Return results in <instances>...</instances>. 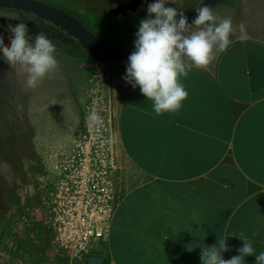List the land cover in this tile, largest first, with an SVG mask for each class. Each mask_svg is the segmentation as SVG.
<instances>
[{"label":"crops","instance_id":"obj_1","mask_svg":"<svg viewBox=\"0 0 264 264\" xmlns=\"http://www.w3.org/2000/svg\"><path fill=\"white\" fill-rule=\"evenodd\" d=\"M212 10L232 20L231 44L182 78L189 95L179 114L156 116L152 102L123 79L127 62L110 64L103 79L115 110L117 167L110 236L92 254L103 264H202V248L225 237L227 260L239 255L241 233L256 254L264 252V0H225ZM2 18H10L0 11L8 45ZM70 53L56 47L57 71L30 89L25 70L0 52V153L7 156L27 135L40 186L51 193L81 137L96 84L94 60ZM4 170L16 175L9 165ZM24 238L35 248L19 245L13 264L88 262L58 250L52 238Z\"/></svg>","mask_w":264,"mask_h":264},{"label":"clouds","instance_id":"obj_2","mask_svg":"<svg viewBox=\"0 0 264 264\" xmlns=\"http://www.w3.org/2000/svg\"><path fill=\"white\" fill-rule=\"evenodd\" d=\"M169 4L182 7V0H155L147 5L148 15L139 23L135 50L128 56L123 77L152 102L156 116L179 114L189 95L182 78L187 77L193 67L206 68L218 52L229 47L234 33L232 20L218 18L209 4L195 9L191 23L182 10L166 6ZM239 31V39L245 41L248 37L243 23L239 25ZM10 32L8 45L0 36L3 59L11 67H22L27 74L26 86L35 89L59 67L56 45L44 33H37L34 43H30L25 23L10 28ZM101 119L95 109L85 117L89 126L98 125ZM258 235V232L252 233L253 237ZM238 237L243 241V246L237 249L239 255L224 259L222 253L229 251L228 237L219 238L218 244L202 248V264H245V258L249 256L255 257L256 264H264V252L256 254L252 241L243 233Z\"/></svg>","mask_w":264,"mask_h":264},{"label":"built area","instance_id":"obj_3","mask_svg":"<svg viewBox=\"0 0 264 264\" xmlns=\"http://www.w3.org/2000/svg\"><path fill=\"white\" fill-rule=\"evenodd\" d=\"M110 64L94 60L96 81L89 111L102 119L84 125L63 176L46 202L52 239L72 258L90 257L108 241L116 202L115 110L102 82Z\"/></svg>","mask_w":264,"mask_h":264},{"label":"rangeland","instance_id":"obj_4","mask_svg":"<svg viewBox=\"0 0 264 264\" xmlns=\"http://www.w3.org/2000/svg\"><path fill=\"white\" fill-rule=\"evenodd\" d=\"M39 1L75 16L85 27L106 42L123 49H134L136 32L141 20L131 17L117 18L110 14V9L114 7V0ZM202 1L204 0H182V7L180 4L166 6L177 7L186 13ZM1 12L10 20L25 23L28 26L29 35L44 33L56 47L66 50L67 47L63 45V41L68 36L65 32L47 23L34 22L30 25L27 16L18 12ZM50 36L56 39L61 38L62 41L58 42ZM75 44L77 45L76 42ZM28 143V139H23L20 145L9 147L7 156L0 153V202L8 203L12 208L11 214L0 221V264H13V251L18 250L19 245L25 249L35 248V243L29 247L27 241H24V237L30 234L42 235L51 244L50 211L46 202L52 193L51 190L48 191L40 186L41 166L31 161L33 150ZM8 165L16 171L15 176L6 174L4 167ZM58 181L59 179L56 183Z\"/></svg>","mask_w":264,"mask_h":264},{"label":"water","instance_id":"obj_5","mask_svg":"<svg viewBox=\"0 0 264 264\" xmlns=\"http://www.w3.org/2000/svg\"><path fill=\"white\" fill-rule=\"evenodd\" d=\"M141 1L132 0L131 3L121 4L109 12L116 16L119 14L125 15L128 10H134ZM223 1L225 0H204L184 15L188 18V22L191 23L195 18V9L197 7L202 6V4H209L214 9ZM0 9L32 14L45 22L51 23L54 27L65 32L69 37L77 40L87 55L97 62L106 64L127 62L128 56L135 50L123 49L106 42L72 15L39 0H0ZM87 264H103V258L92 255L88 258Z\"/></svg>","mask_w":264,"mask_h":264},{"label":"trees","instance_id":"obj_6","mask_svg":"<svg viewBox=\"0 0 264 264\" xmlns=\"http://www.w3.org/2000/svg\"><path fill=\"white\" fill-rule=\"evenodd\" d=\"M114 2V1H113ZM0 11H14V12H18V13H21V14H24L27 16L28 18V22H30V25L34 24V22H40V23H47V24H50L52 25L51 23H48V22H45L41 19H39L38 17L32 15V14H27V13H24V12H20V11H15V10H5V9H0ZM188 12V11H187ZM67 13V12H66ZM69 14V13H68ZM185 14V13H184ZM71 15V14H69ZM33 16V17H32ZM73 16V15H72ZM31 17V19H29ZM75 17V16H73ZM147 18V17H145ZM77 19V18H76ZM78 20V19H77ZM80 21V20H79ZM2 22L3 24L8 27V28H12V27H15L17 24L16 21L14 20H10L8 18H2ZM89 29V28H88ZM66 34V33H65ZM67 35V34H66ZM29 36V35H28ZM68 36V35H67ZM31 38H34L35 39V36H30ZM51 38V37H50ZM61 40V38L59 39ZM62 41V40H61ZM64 46H66V51L67 52H71V53H77V54H83L84 56H87V57H90L89 55H87V53L84 51V49L81 47V45L79 44V42L77 40H75L74 38H71L68 36L67 39H64ZM75 42L77 43V45L75 44ZM70 53V54H71ZM23 139H27V135H19V138L17 140V143L15 146L17 145H20V143H22ZM11 211H12V208L11 206L6 203V202H0V221H3L5 220L10 214H11Z\"/></svg>","mask_w":264,"mask_h":264},{"label":"flooded vegetation","instance_id":"obj_7","mask_svg":"<svg viewBox=\"0 0 264 264\" xmlns=\"http://www.w3.org/2000/svg\"><path fill=\"white\" fill-rule=\"evenodd\" d=\"M131 2H132V0H114V7L113 8H117L121 4H128V3H131ZM153 2H155V1H153V0H150V1L149 0H142L140 2V4L138 6H136V8L134 10H131V9L128 10L125 15L124 14H119L117 16L116 15H114V16L117 17V18L122 17V18L127 19V18L131 17V18L136 19V20H142L145 17H147V15H148V13H147V5L149 3H153ZM113 8H111V9H113ZM52 38L53 37H51V39ZM53 39L57 40L58 42H61V40H59V39H56V38H53Z\"/></svg>","mask_w":264,"mask_h":264}]
</instances>
